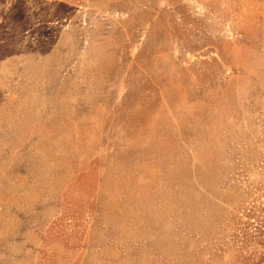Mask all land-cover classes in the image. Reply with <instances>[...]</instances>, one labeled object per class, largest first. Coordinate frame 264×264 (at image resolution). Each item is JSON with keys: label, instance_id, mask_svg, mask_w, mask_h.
<instances>
[{"label": "rangeland", "instance_id": "1", "mask_svg": "<svg viewBox=\"0 0 264 264\" xmlns=\"http://www.w3.org/2000/svg\"><path fill=\"white\" fill-rule=\"evenodd\" d=\"M264 0H0V264H264Z\"/></svg>", "mask_w": 264, "mask_h": 264}, {"label": "trees", "instance_id": "2", "mask_svg": "<svg viewBox=\"0 0 264 264\" xmlns=\"http://www.w3.org/2000/svg\"><path fill=\"white\" fill-rule=\"evenodd\" d=\"M260 224H261V225L257 226V229H258L259 232H261V231H262L261 228L264 227V220H261V221H260ZM261 260L264 261V253L261 255Z\"/></svg>", "mask_w": 264, "mask_h": 264}]
</instances>
